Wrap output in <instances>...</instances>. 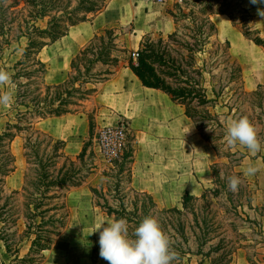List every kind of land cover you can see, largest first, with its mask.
<instances>
[{
  "label": "trees",
  "instance_id": "1",
  "mask_svg": "<svg viewBox=\"0 0 264 264\" xmlns=\"http://www.w3.org/2000/svg\"><path fill=\"white\" fill-rule=\"evenodd\" d=\"M109 1L0 0V68L4 67L6 50L13 42L18 43L17 49H22L21 57L13 65L14 73L11 74V81L16 85L15 99L8 113L9 120L0 133V182L15 171L16 157L11 145L20 136L23 138V156L29 165L23 188L29 197L25 206L28 221L25 235L30 242L28 253L21 256L20 247L13 249L12 244L3 238L7 252L14 253L9 263L1 264L43 262L44 252L52 248L55 237L69 224L65 219L66 202L53 201L60 197L58 191H63V196H67L71 190L82 186L96 168V151L93 149L88 153L87 143L77 156L72 157L66 153L65 140L37 128L36 124L49 117L87 114L92 127V114L79 110L83 102L96 91L87 85L93 80L98 81L103 75L93 73L96 65L116 66L120 62V56L113 54L112 50L116 49L121 54L130 52L122 40L125 33H117L112 26L100 29L72 58L67 79L59 83L50 84L45 81L49 64L41 58L40 53L46 46L67 36L76 25L91 22L107 7ZM182 1L184 0H177L164 11V15L173 21L174 30L166 35L145 33L137 50V59H130L128 66L144 86L161 90L180 105L203 139L211 143L217 155L228 158V162L222 164L223 168L211 165L214 187L205 189L201 197L187 192L183 196V206L186 208L191 200H212L213 197H219L226 191L225 179L236 175L241 178L242 183L233 192L234 197L229 199V203L233 204L231 207L236 213L240 206L244 207V211L245 207L262 210L264 205L258 203L256 198L259 184L256 180L252 183L244 176L243 169L238 168L239 159L247 157L249 153L238 149L232 151L235 146L227 144L225 134L229 118L246 116L254 124L248 104L254 105L257 100L262 99L264 93L261 89L264 84H258L256 90L246 89L243 65L231 52L230 40H220L218 26L212 17L215 14L228 15L232 24L246 38L263 49L264 37L260 29L252 25L253 15L243 5L244 0H192L186 6ZM21 2L24 3L23 6ZM235 11L241 14L243 22H237L239 18ZM45 20V26L38 24ZM22 38L27 39L23 47L20 45ZM110 74L112 76L114 73ZM262 103L260 101L256 108H262ZM254 115L256 114L252 118ZM125 148L126 145L117 157L109 161L112 166L104 173V183L100 187H91L95 206L113 219H126L130 237L144 217L151 215L156 218L158 214H164L166 224H172L175 229L164 230L179 255L175 264H180L187 254L203 255L198 264H205L206 256L211 258V264H225L223 259L227 255V249H223L222 240L210 246L207 252L204 250L209 242L207 235L210 220L204 216L200 219L208 227L206 230L187 232L181 216H176L182 212L181 209H159L150 193L133 186L135 151L132 145L127 151ZM224 169L226 178L221 179L220 171ZM0 191L2 192V187ZM13 192L18 193L19 190ZM243 198L246 202L241 200ZM4 207L5 204L0 206V218ZM59 210L62 211L59 213ZM244 213L246 220L250 219L253 226H259L256 228L260 236L258 243L264 246L262 223L249 214L247 218V213ZM193 217L196 224H199L197 212H194ZM189 237L196 242V250L188 245L185 248L174 245L180 238L189 242ZM214 253H219L218 258L212 256ZM247 260L251 264L261 262L257 257L251 256Z\"/></svg>",
  "mask_w": 264,
  "mask_h": 264
},
{
  "label": "rangeland",
  "instance_id": "2",
  "mask_svg": "<svg viewBox=\"0 0 264 264\" xmlns=\"http://www.w3.org/2000/svg\"><path fill=\"white\" fill-rule=\"evenodd\" d=\"M113 2H116L118 4L120 12L122 11L123 13L125 11V7L128 6V4L133 5L134 3H150L149 0H114ZM174 2H177V0H167V3L165 5L159 7H161L163 11H166L168 5L174 4ZM192 2V0H184L182 1V4L186 6L188 3ZM250 4V0H244L243 2V5L246 8H249L250 13L253 15L252 25H255L254 17H257V15L259 16V14L252 13L251 9L253 8L250 7ZM23 5L24 3L21 2V6ZM127 13L129 15V12ZM235 15L237 18H239L237 22H243L242 16L238 13V11H235ZM143 17L146 18L145 15H143ZM212 18L218 26V35L220 40H230L231 52L240 60L243 65L246 89L248 91L258 89V84H264V49L259 46L262 50L258 52H261L262 55L258 54L257 51H254V53H256L255 58L248 59L251 54L250 51H247L246 56L245 50L247 48L249 49V47H251V44L254 42L246 38L240 31V29L232 24V20L228 15L215 14ZM223 19H225L226 22L229 24L225 25L224 28L221 27V21ZM124 20V23L113 22L108 26L115 27L117 33L119 34L125 33L124 35H122V40L126 45L125 35L129 32H132V30L135 28V25L132 22L135 21V18L129 15V17L127 19L124 18ZM38 24L41 26H45L46 20L44 22L39 21ZM98 26L99 25H96L95 28H98ZM95 28L93 29L94 31L96 30ZM76 32L77 30L75 29L70 30L67 36L63 37L61 40H59L53 45L46 46L40 53L41 58L49 64V71L45 76V81L47 83L53 84L66 80L68 77V73L71 69L72 58L93 38L92 37L90 40H87L83 44L78 45L76 49H73V46L71 49L70 45L71 43H73V37ZM148 33H151L155 36L159 34V32L155 31H151ZM234 36H241L242 40L241 45L233 48ZM234 40L235 42L237 41L236 38H234ZM26 42L27 39L22 38L20 45L23 47L26 45ZM97 43L98 45L100 44L99 42ZM18 46L19 45L17 42H13L12 45L6 50L5 61H3V69L9 72L10 74L14 73L13 65L21 57L22 54V49H17ZM135 51V49H131L130 52L126 54H121L116 49L112 50L111 52L113 54H117L120 56V62L116 66L112 64L110 66L98 64L94 67L93 73H102L103 75L98 81L93 80L92 83H89L87 85L90 88H95L96 91L91 94L88 100L83 102V106L79 109L92 114V127H90L87 114H74L65 115L61 117H54L46 119L44 121L41 120L40 122H38V124H36L37 128L52 134L56 138L65 140L66 153L72 157H75L80 153L85 143H87L88 145V153H90L93 149H95L96 151L94 152L96 168L94 169V172L86 178L82 186L71 190L69 194H67V196H63V191H58L60 197L56 200H53L54 202H58L61 200L66 202L65 212H67V215L65 216V219H67L69 224H67V228L62 229L59 236L55 237V240L52 244V248L44 252L45 258L41 264H108V262L102 259L99 255V232H92L96 223L100 222L101 220L106 221L113 218L105 214V212H103L99 207L95 206L91 187H100L104 183V173L109 170L112 165L109 164V160L104 159L102 155L98 152L96 148L95 137L102 127H113L123 124V127L125 128L127 134V142L125 148L126 150H124L127 151V149H129L132 145L136 155L139 146L137 142L136 132L134 131V129H132L131 125L129 124V121L126 118L118 117L115 113H112L106 108H101L102 101L99 99V97H95L98 90V88L95 86H97L98 83L105 81V79H107L111 75L110 73L115 74L116 71L122 66H128L130 63V59L135 61ZM64 61L67 62V65L63 64ZM108 72L110 73L105 74ZM89 75L91 76L92 74ZM113 75L109 78L113 77ZM10 86L15 99L16 85L11 80ZM261 90L264 93V88H262ZM261 98L262 99L257 100L256 104L254 103V105L248 104V109L251 108L249 110V114L251 116V119L255 120L254 125L258 130L259 137L262 140V145H264V94ZM260 101L263 102L261 105L263 107L256 108L258 104L260 105ZM10 108L11 104L7 107L0 106V133L3 131L6 122L9 120L8 113ZM253 114H256L254 115V118H252ZM230 119L231 118H229L228 121ZM149 133L150 135L154 134L153 127H150ZM149 139L153 140L154 142V139L152 137H149ZM173 139V137L165 138V149L171 148L173 150L177 148L176 143L171 141ZM186 139L189 173L190 162L196 160L195 164H201L202 155L207 154L208 152H210L211 149V151L215 154L212 155L213 161L210 164L211 175L209 179H205L206 183L205 185H203V189H201L200 186H187L189 187V191L187 189L186 192L193 196L201 197L205 189L214 187V176L211 165L215 164L222 167V164L228 162V158L219 157L217 155V152L213 149L211 143H205V140L200 135L198 129L189 131V134ZM22 144L23 138L20 136L15 138V140L13 141L11 149L16 157V168L12 174L7 176L4 181L0 182V189L2 187V192L0 191V206L5 204V207L3 208V214L0 218V264L1 262L9 263L12 259V254L14 253L12 252L11 254H9L7 252L5 247V241L3 238H6L8 242L12 244L13 249L20 247L21 256H24L26 253H28L30 246V242L27 240L25 235L26 224L28 222L25 216V206L29 200V197L28 192L24 191L23 188L25 173L27 172V168L29 167V165L26 163L25 157L23 156ZM143 147L145 149V145H143L142 148ZM149 148L151 150H154L155 144L151 145L150 142ZM236 149L242 152H248L246 148L241 146H235L232 151H235ZM260 152L257 154L260 155ZM257 154L253 156L249 153L247 157L240 158L238 161L240 166L238 168L244 169L249 163H255V158L258 157ZM167 157L171 156L166 155V161L168 160ZM175 158L171 157V160ZM258 162L263 164L261 159H259ZM224 172L225 169L224 171H220L221 179L226 178ZM248 178L252 183L254 180H256L259 184V189L257 190L256 198L258 203L264 205V185L261 182L263 181L262 169L258 171L255 175L249 176ZM225 181L226 191H224L219 197H213L212 200H191L190 202H188V206L186 208L183 206V196L186 194L185 191L183 192V189L182 192L176 193L175 191L177 189L171 187L169 188V185H163V183H161L158 185H154L155 191L153 193H148H150L154 197L159 209L171 207H177L181 209L182 212L180 214H176V216H181V221L184 222L187 232H201L206 230L208 227L206 228L205 223L200 219H202L204 216L208 220H210L208 228L209 234L207 235L209 242L208 244H206V246H204L205 252L208 251L210 246L217 244L219 241L222 240V246L224 247L223 249H227V255L225 259H223V263L226 264V261H228L227 264H250L247 260V257L251 256L252 258L257 257L261 261L258 264H264V246L263 244L258 243L260 241V236L258 235L256 229L259 228V226H253L251 224L252 220L250 219V221L246 220V214L244 213H247V218L249 215L252 218H257V220L261 222L264 227V215L262 214L264 213V209L262 208V210H250V208L245 207L246 211H244V207L240 206L237 209L238 213H236V210L231 207L233 206V204L229 203V199H232L234 197V193L228 188L227 178L225 179ZM14 190H19V192L14 193ZM169 192L174 193L172 198L170 197L171 195H168ZM241 200H243V202H246L244 198ZM62 210H59V213ZM194 212H197V215L199 217V224H196V222L193 220ZM164 216V214H158L156 217L158 218L157 220L159 221L163 230H175L172 224H166ZM175 224H177L176 220ZM188 226H193V228L190 229ZM174 245L180 246L181 248H185L188 245L190 246V248H192V250L197 249V244L196 242H193V239L191 237H189V242L180 238L174 242ZM218 254L214 253L212 256H214V258H218ZM202 258L203 255L187 254L183 261L180 262V264H198ZM204 258L205 264H211V258L209 256H206Z\"/></svg>",
  "mask_w": 264,
  "mask_h": 264
},
{
  "label": "crops",
  "instance_id": "3",
  "mask_svg": "<svg viewBox=\"0 0 264 264\" xmlns=\"http://www.w3.org/2000/svg\"><path fill=\"white\" fill-rule=\"evenodd\" d=\"M113 1L111 0L107 7L95 16L91 22H83L72 28L77 32L74 34L73 43L70 45L71 49L72 46L73 49H76L78 45L90 40L100 29L108 27L113 22L124 23V18L127 19L129 15L135 18V21L131 20L135 28L125 35L126 47L130 50L139 48L142 36L145 33L155 31L166 35L174 30L173 21L167 18L163 9L159 7L162 5L152 2L128 4L123 13L120 12L118 4ZM250 7L253 8L251 9L252 13H258V9L264 8V4L251 3ZM127 12H129V15ZM221 22L222 28L229 25L225 19ZM254 24V27L260 29L261 35L264 37V16L257 15V17H254ZM96 25H99L98 28H95ZM241 36H234L237 44L233 38V48L241 45ZM260 50L262 49L258 45L252 43L251 47L245 50V54L247 56V51H250L251 56L248 59H253L256 56L254 51L261 54V52H258ZM63 64L67 65V62L64 61ZM95 87L98 88L95 97H99L102 101L103 106L101 105V108L108 109L120 118H126L136 132L139 146L133 169V184L136 189L153 193L155 191L154 185L161 183L169 185V188L177 189L176 193L182 192V189L183 192L187 193V189L189 191L188 185L192 187L200 186L203 189V185L206 183L205 179H209L211 175L210 164L213 161L212 155L215 154L210 148V152L202 155L201 164H195L196 160L190 162L189 173L186 138L189 131L197 130V128L193 121L185 115L184 109L180 105L173 102L161 90L144 86L129 66H122L113 77L98 83ZM150 127L154 128V134L152 135L149 133ZM149 137H152L154 142ZM166 137H173L174 139L171 141L176 143L177 148L173 150L171 148L165 149ZM150 142L151 145L155 144L154 150L149 148ZM205 143L208 144L207 141ZM143 145H145V149L142 148ZM165 154L177 158L171 160V157H167L168 160L166 161ZM259 159L264 164V147L260 152V156L255 158V163ZM261 169L263 172V181L261 182L264 185V168ZM173 194L169 192L168 195H171L172 198Z\"/></svg>",
  "mask_w": 264,
  "mask_h": 264
},
{
  "label": "clouds",
  "instance_id": "4",
  "mask_svg": "<svg viewBox=\"0 0 264 264\" xmlns=\"http://www.w3.org/2000/svg\"><path fill=\"white\" fill-rule=\"evenodd\" d=\"M250 3L264 4V0H250ZM258 14L264 16V8L258 9ZM10 80L11 74L0 68V106L3 107L9 106L14 100ZM225 140L229 146L239 145L246 148L253 156L264 147L257 128L246 116L227 122ZM261 168H264V164L260 162L249 163L243 169V174L249 177ZM241 183L239 176L227 177L228 188L233 192L238 190ZM95 232H99V255L108 264H175L179 260L178 253L172 247L171 238L154 216L144 217L132 237L129 235L128 222L124 218L101 220L95 224L92 233Z\"/></svg>",
  "mask_w": 264,
  "mask_h": 264
},
{
  "label": "built area",
  "instance_id": "5",
  "mask_svg": "<svg viewBox=\"0 0 264 264\" xmlns=\"http://www.w3.org/2000/svg\"><path fill=\"white\" fill-rule=\"evenodd\" d=\"M152 3L165 5L167 0H149ZM138 57L137 50L134 52L135 60ZM127 142V134L122 125L102 127L95 137L96 148L102 157L111 161L117 157Z\"/></svg>",
  "mask_w": 264,
  "mask_h": 264
}]
</instances>
